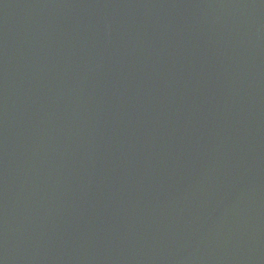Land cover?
<instances>
[{
	"label": "water",
	"instance_id": "1",
	"mask_svg": "<svg viewBox=\"0 0 264 264\" xmlns=\"http://www.w3.org/2000/svg\"><path fill=\"white\" fill-rule=\"evenodd\" d=\"M0 264H264V0H0Z\"/></svg>",
	"mask_w": 264,
	"mask_h": 264
}]
</instances>
